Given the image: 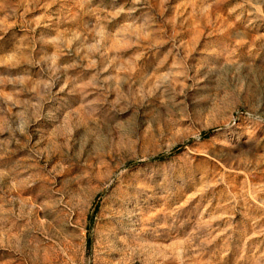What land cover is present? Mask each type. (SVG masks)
Listing matches in <instances>:
<instances>
[{"label": "rangeland", "instance_id": "obj_1", "mask_svg": "<svg viewBox=\"0 0 264 264\" xmlns=\"http://www.w3.org/2000/svg\"><path fill=\"white\" fill-rule=\"evenodd\" d=\"M0 264H264V0H0Z\"/></svg>", "mask_w": 264, "mask_h": 264}]
</instances>
